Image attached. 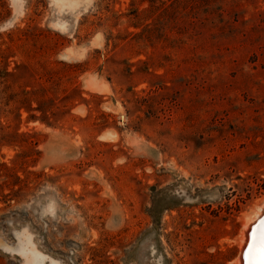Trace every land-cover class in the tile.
Here are the masks:
<instances>
[{"label":"rangeland","instance_id":"1","mask_svg":"<svg viewBox=\"0 0 264 264\" xmlns=\"http://www.w3.org/2000/svg\"><path fill=\"white\" fill-rule=\"evenodd\" d=\"M263 200L264 0H0V264H237Z\"/></svg>","mask_w":264,"mask_h":264},{"label":"water","instance_id":"2","mask_svg":"<svg viewBox=\"0 0 264 264\" xmlns=\"http://www.w3.org/2000/svg\"><path fill=\"white\" fill-rule=\"evenodd\" d=\"M241 260L242 264H264V208L255 222L250 225Z\"/></svg>","mask_w":264,"mask_h":264},{"label":"bare ground","instance_id":"3","mask_svg":"<svg viewBox=\"0 0 264 264\" xmlns=\"http://www.w3.org/2000/svg\"><path fill=\"white\" fill-rule=\"evenodd\" d=\"M56 1L59 4H66V5L71 6V7L76 6L78 4V2H79V0H56ZM257 208H258V210L255 211L252 214V216L249 217V220H248V223H247V225H246V227L244 229V232H242L243 235H242V237L240 239V253H239L237 264H242L241 253H242V249L246 245V242H247V239H248V231L250 230V225L252 223H254L255 220L257 219V217L261 214V212H262V210L264 208V204L262 206L257 207ZM245 224H246V222H245Z\"/></svg>","mask_w":264,"mask_h":264},{"label":"trees","instance_id":"4","mask_svg":"<svg viewBox=\"0 0 264 264\" xmlns=\"http://www.w3.org/2000/svg\"><path fill=\"white\" fill-rule=\"evenodd\" d=\"M159 201H161V200H156V201H154V204H153V207H154V209L153 210H156V209H160L161 207V205H157V202H159Z\"/></svg>","mask_w":264,"mask_h":264}]
</instances>
